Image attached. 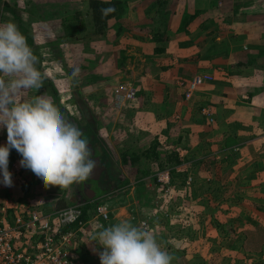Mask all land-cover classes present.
I'll list each match as a JSON object with an SVG mask.
<instances>
[{"label": "rangeland", "instance_id": "rangeland-1", "mask_svg": "<svg viewBox=\"0 0 264 264\" xmlns=\"http://www.w3.org/2000/svg\"><path fill=\"white\" fill-rule=\"evenodd\" d=\"M87 1L0 0V23L12 20L26 37V40L27 37L31 38L32 42L29 46L39 58L37 67L47 76L41 89L38 91L34 89L22 90L18 94V100L22 101L35 95L46 94L53 99L55 105L56 102L59 103L57 107L60 109L69 108L71 103L72 113L75 115L73 121L80 129L82 125L86 124V121L78 112L80 107L75 102L76 100L74 101V89L78 91L85 103L98 106L104 111L103 114L109 109L113 110L111 115L115 114L117 109L120 111L117 118L113 120L114 124L113 121L108 122V125H114L113 131L107 128L105 121L99 125L96 122L97 127L89 139L92 156L97 151V147L93 148V144L98 145L100 149L102 148L101 157L103 159L101 161L98 158L99 169L93 173L94 178L90 177L87 180L95 193L92 197H84L83 194L78 195V192L82 191L83 193L84 191L83 182L73 183V188L70 186L63 189L72 193L66 205L80 204L82 212L79 218L88 221L84 225V233H81L77 238L79 247L76 249L75 263L100 264L98 252L103 251V246L97 241H92V236L103 228L118 223L121 219H128L134 225H144L150 231L157 233L158 241L161 242L165 250L175 257L172 264H264V219L259 218L260 214L264 215V197L262 191L259 190L256 191L255 195L257 196L245 192V188L249 184L252 185L251 177L244 176V173L249 170V166L245 167L242 174H238V172H242L238 168L241 167L244 157L248 155L247 150L240 151L241 149L237 148V151H230L226 147L227 150L217 151L218 149L207 144L208 147L204 148L207 150L200 149V147L190 148L187 155H185L186 152L180 154L178 147L182 150L183 147L175 146V143L176 137L183 132L182 128L184 127L178 125L179 121L173 120L171 112L167 115L166 122L163 119L166 115L155 114L157 117L154 116V109L157 106L166 109L165 105L167 104L164 105L163 101H155L151 98L153 91L160 92L162 87L166 85L165 81L158 80L161 77L160 73L165 72L168 76L172 68L178 64H173V57L170 54V56L165 57L167 62H165L164 68L158 63L160 60L150 59V57L144 60L148 65L140 66L141 70L138 71L140 67L136 64L137 61H140L139 57L135 59V70H132L133 65H126L127 59L126 61L121 59L122 49L125 50L124 54L129 53V50L136 49L134 40L130 38L131 34L127 32L132 31L133 28L131 30L127 28L137 27L135 25L137 20L146 23L153 22L152 17L155 14L157 1L141 0L140 6H135L136 1L129 0L131 7L129 12L131 13L127 16L132 17L128 19L124 15L115 20L117 23H119L118 21L121 23L117 33H115L113 23H110L111 27L110 25L106 27V33L95 32L89 24L90 19L84 18L87 26L89 25L88 29L82 32L81 36L65 37L61 23L62 17L72 15L77 10L82 12V16L84 14L85 16L89 15L90 10ZM178 1H181L182 5ZM230 3L232 8H230ZM170 4L175 10L184 7L183 12H185L186 9H192L195 4L200 6L202 3H185L183 0H177ZM202 5L204 10L207 6L220 7L216 16H221L220 25L224 30L231 23L232 14H237V12L239 13L237 17L241 19L246 11H251L254 14L252 19L264 23V0H240L236 3L234 0H215L214 2L213 0H204ZM242 9L246 11H237ZM205 12L207 13H203L206 16L204 21L208 20V26L211 25L214 15H211L213 13L211 10ZM175 21L178 22V19ZM225 35L230 36L228 33ZM145 40L150 42V37ZM152 41L155 42L154 45L159 42L153 38ZM123 47L129 48V50ZM149 47L150 49L152 47L150 43ZM246 48L247 46H244L241 49ZM174 53H177L181 59V54L185 53V48L172 52V54ZM85 58H88V64L85 62ZM106 61L116 62L118 64L117 70L115 69L113 73L115 75L123 74L124 79L116 83H109L108 78H112V73L105 74V68L100 67L95 72L101 71L102 73H98L95 77L101 80L105 75V80L107 79L108 83L103 88L105 96L97 97V95H92L96 91L93 82L89 83L92 79L91 76L85 77V74L89 73L90 67L95 68L100 62H104L106 67ZM92 63L94 66H90ZM122 64L124 65L121 66ZM200 66L195 64L193 67L197 69ZM73 67L80 69L75 80L70 79ZM110 71L112 70L110 69ZM151 71L158 73L153 72L149 76ZM211 75V79L203 81L200 85L211 81L213 73ZM98 79L96 82L100 83L99 85L106 82H100ZM177 79H181V77ZM177 79L176 84H179ZM156 80L161 82L156 83ZM120 83L137 87L133 99L119 101L114 96L113 88ZM201 101L198 102L196 99L194 106L199 109L201 115H205L207 120L209 117L202 113V107L209 106L212 111V120L209 121L215 122L212 106L214 104L206 100ZM145 102L151 106L147 107L146 105L144 108ZM139 104H144L140 111L147 113L151 111V117L154 118L153 121H149L143 126H138L135 122L134 113L137 106H140ZM179 114L180 112H176L174 118H178ZM160 119L163 121V125L160 124ZM198 123L203 126L202 122ZM5 129L0 128V145L7 143ZM117 136L120 138L115 139ZM135 137L142 146H139L140 144L137 143ZM158 140L162 141L163 144H160ZM153 142L156 143L155 155L143 156V148H148ZM144 144L148 145L145 146ZM173 147L180 156H183H178L179 164L168 161L166 153L168 149H173ZM122 152L127 154L125 161L121 159ZM134 153H137L139 157L148 158V161H144L145 167L142 169H146L149 173L155 172L160 166V168L163 167L160 170L169 169V182L159 180L156 173L149 178H141L139 172L130 166L132 164L129 162L131 155H137ZM205 153H207V157L204 156ZM242 154L243 156H241ZM249 156H253L249 160L253 166L256 161H259L254 156L258 159L262 157L257 153ZM238 157H243V160L235 169L236 174L233 173L227 178L225 175L230 174L228 167L233 165L234 160H237ZM237 162L240 163V161ZM170 165L172 166L170 167ZM8 168L10 170L11 161ZM258 168L257 177L261 179V183H264L263 161ZM11 173L18 174L21 178L22 168L17 173ZM1 176L2 173H0V185H2ZM183 179H185L184 182ZM51 187L59 188V186H50L49 188ZM80 189L81 191H79ZM251 192L254 193V191ZM32 205L28 206L43 211H49L53 207L50 201L37 207ZM98 206L105 207L106 216L99 213ZM83 213L84 216H82ZM9 216L11 217V214ZM254 218L262 220L261 224H257ZM254 220L256 222H253Z\"/></svg>", "mask_w": 264, "mask_h": 264}, {"label": "crops", "instance_id": "crops-1", "mask_svg": "<svg viewBox=\"0 0 264 264\" xmlns=\"http://www.w3.org/2000/svg\"><path fill=\"white\" fill-rule=\"evenodd\" d=\"M128 1L129 0H127V2ZM135 1V6H140L139 3H141V0ZM165 1H167V7L171 9L169 24L166 32L167 37L163 40H157L159 42L154 45L155 42L152 41L151 38L152 33L151 31H148V29L151 30V26L149 25L150 22L146 23L137 20L135 24L137 27L133 26L127 28L128 30L133 28L132 31L127 32L131 34L130 38L134 40V47L136 49L130 51L129 48L123 47L124 49L129 50V53L124 54L125 50L122 49L121 59H124V61L127 59L126 65H133L132 70L136 69V65L138 67H142L144 64L148 65V63L144 60L145 58L150 57V59L155 58L160 60L158 63L164 68L165 62H167L165 57L172 55L173 64H178V66L172 68L168 76L165 72L160 73L161 77H159L158 80H161L162 82L165 81L166 85L162 87V91H153L151 94V98L155 99V101H163L162 103L164 105L166 103V109L164 107L159 108V106H157V108L154 109V116L166 115L163 117L165 120L164 122H166L168 118L167 115L171 112L173 120L179 121L178 125L184 127L182 128L183 132L176 137L177 141L175 146H182V152H186L185 155L188 154L190 148L200 147V149H204L207 144L218 149L217 151H223L226 149V147L227 149L229 148L230 151H237V148L241 149L240 151L247 150L248 155L244 157V160L243 157H238L237 160H234V164L228 167L230 174L228 173L225 176L229 178L231 174H236L237 171L235 169L241 164L243 160L241 167L238 168V170H242V172H238V174H242L245 171V167L249 166L250 168L246 173H244V176L247 178L249 176V178L251 177L252 179V185L249 184V186L245 188V192L251 193L253 196H257L255 194L256 191L259 190L262 191V196L264 197V183H261V179L257 177L259 172L258 167L262 161L264 163V23L252 19L254 14L251 13V11L242 9L237 10L240 12L246 11V14L244 13L243 17H241L242 20L237 17L239 16L238 12L237 14H232L231 23L227 26V29L224 30V28H222L220 25V20L222 19L221 16H216L217 11L220 9L218 6H207V8L204 10L202 8L204 0H183L185 3H202L200 6H196L195 4L192 9H186L185 12H183L184 7H182V9L175 10L170 4L177 0ZM214 1L215 0H213V2ZM239 1L240 0H234L235 3ZM178 3L182 5L181 1H178ZM229 5L230 8H232L231 3ZM128 6V9L118 18L123 17L124 15L128 19L132 17L127 16L131 13L129 12L131 8L129 2ZM207 10H211L213 12L211 15H214L211 25L208 26V20L204 21L206 16L203 14L207 13L205 12ZM82 17L90 19V13L89 15L87 14V16L84 14ZM177 19L178 22L175 21ZM223 20L225 19L223 18ZM118 22L119 23L115 21L113 23L115 31L121 27L120 21ZM225 33L230 34V36H226ZM148 37H150V42H148L149 40H145L146 38L148 39ZM203 38L204 41H202ZM209 38L211 39L209 40ZM149 43L152 45L151 49L149 47ZM166 44L167 46H165ZM244 46H247V48L242 50ZM184 48L185 53L181 54V59L177 56V53H174L175 56H173L174 54H172V52H177L178 49ZM137 57L140 58V61H137V64L135 65V59ZM85 59L83 62L85 61L87 63L88 58ZM106 63V67L104 62H100L95 68L90 67L88 70L90 74H85V77L91 76L92 79L89 81V83L91 84V82H93L94 89L96 91V93H92V95H97V97H101L100 95L105 96L103 88L108 83V81L109 83H116L123 81L124 79L122 77L123 74L115 75L113 73L115 69L117 70L116 66L118 64L116 62L110 63L109 61H106ZM195 64H199L201 66L197 69H194L193 66ZM123 65L124 64L121 66ZM90 66H94V63L90 64ZM102 66L105 68V74L112 73V78H108V81H106L107 79L105 80V75L102 78L103 80H99L95 77L98 73H102L101 71L95 72ZM141 67L138 69V71L141 70ZM110 69L112 71H110ZM198 71H208L213 73V79L200 85L190 98H185L183 94L184 87L183 85L176 84V79L181 77L187 80L188 77L190 78L193 73ZM153 72L158 73L157 71H151L149 76ZM96 79H98L100 82H106L99 85L100 83H97ZM161 81L156 80V83ZM159 85L161 86V83H159ZM73 94L75 98L74 101L76 100L75 102L80 107V109L77 108L78 112L81 113L84 121H86L85 125L90 122L93 126V129H96V122L97 125H99L102 121H105V123H107V128L110 131H113V120L116 119L120 113L119 109H117L113 115H111L113 110L110 109L107 110L105 114H103L104 111L98 108V106H92L88 102L85 103L77 90L74 89ZM196 99L198 102H202L201 100H206L214 104L212 106L214 110L215 122L211 123L205 118V115L202 114V116L200 114L199 109L194 106ZM56 103L59 104L58 102ZM144 104H139L140 106H137V110H135L134 113L135 122L138 124V126H143L154 119L151 117V111L147 110L148 113L140 111ZM70 105L69 108L64 107L63 109H59L68 120L74 122L73 120H75V115L72 113L73 107ZM146 105L147 107L151 106V104L146 103L144 108ZM176 112H180L178 118H174V114ZM121 117H123V115H121ZM161 119L159 122L163 125V121H161ZM110 121H113L112 125H108V122ZM198 122H202L203 126ZM5 132L7 134L6 129ZM118 138H120V136H117L115 139ZM138 139L136 138L137 143L140 144L139 146H142ZM158 141L160 144H163L161 143L162 141ZM144 145L146 146L148 144ZM146 148L147 147H144L143 149L145 150ZM98 152L100 155H95V153L93 154V157L94 159L98 157L99 160L102 161V148H99ZM170 152L176 154L175 156L177 157L180 156V154L175 150V147H173V149H168L167 153ZM254 153L261 155L262 160L254 156L255 159L259 161H256L255 165L253 166L252 163H249L250 158L253 156L249 155ZM121 155V159L125 161V158L127 157L126 152H122ZM204 156L207 157V153H205ZM241 156H243V154ZM15 160L20 163L21 156L14 157L13 159L9 160V163L10 161L13 162ZM144 161H148V158L134 157L129 161L132 163L130 166L134 167L135 171L139 172L141 178H149L158 170L163 169V167L160 168V166L158 170L153 173H149L146 169H143L146 170L143 171L142 167H145ZM237 161H240V163ZM147 165L149 166V164ZM125 166L127 167V165ZM171 166L172 165H170V167ZM11 174L13 182L12 186H6L3 184V182L1 183L2 185H0V203H10V205L13 207H10V211L12 209L15 210V207L18 208L21 205L33 204L32 206L37 207L38 205H43L45 202L47 203V201L52 203V208L60 207L66 205L67 200L72 196L70 191H64L60 187L45 188L40 178L30 169L25 167H22L21 176L23 178H20L18 174ZM234 180H236V178H234ZM85 183L89 185L87 181H85ZM71 187L73 188L72 185ZM261 187H263V189H261ZM79 191H81V189ZM251 191H254V193ZM81 194L82 191L78 192V195ZM259 218L264 219V215L260 214ZM254 219L257 222L255 220L253 222H256L259 225L261 224L262 220L256 218Z\"/></svg>", "mask_w": 264, "mask_h": 264}, {"label": "clouds", "instance_id": "clouds-1", "mask_svg": "<svg viewBox=\"0 0 264 264\" xmlns=\"http://www.w3.org/2000/svg\"><path fill=\"white\" fill-rule=\"evenodd\" d=\"M104 2L110 4V0ZM114 11V7L101 9L102 14ZM38 63L16 23H0V128L7 130V143L0 145L2 182L12 186L8 164L14 148L21 156L20 165L37 175L45 188L67 189L87 181L99 163L83 131L64 116L50 96L17 99L22 90L43 87L47 76ZM79 72L73 67L70 79H77ZM92 241L103 246L98 252L100 264H172L175 259L158 241L157 233L128 219L96 232Z\"/></svg>", "mask_w": 264, "mask_h": 264}, {"label": "built area", "instance_id": "built-area-1", "mask_svg": "<svg viewBox=\"0 0 264 264\" xmlns=\"http://www.w3.org/2000/svg\"><path fill=\"white\" fill-rule=\"evenodd\" d=\"M211 78V73L198 71L187 80L177 81L184 87V97L190 98L203 81ZM113 94L119 101H129L135 97L136 88L120 83L113 88ZM202 113L212 120L209 106H203ZM178 150L182 154V148ZM21 168L16 160L11 162V172L17 173ZM169 175V169L156 172L158 179L166 183ZM10 207L8 202L0 203V264H76L77 238L84 233V225L88 222L79 218L80 204L49 211L28 205L10 211ZM98 210L103 216L107 215L104 206H98Z\"/></svg>", "mask_w": 264, "mask_h": 264}, {"label": "trees", "instance_id": "trees-1", "mask_svg": "<svg viewBox=\"0 0 264 264\" xmlns=\"http://www.w3.org/2000/svg\"><path fill=\"white\" fill-rule=\"evenodd\" d=\"M88 6L90 10V26L95 32H102L106 33V27L109 26L110 23H114L115 20L121 16L127 9H128V2L127 0H110L109 3H105L104 0H88ZM167 1L165 0H158L155 6V14L153 15L152 19L153 22H150L149 25L151 26V30L148 31L152 33V38L157 40H163L167 37V28L169 24V17L171 9L167 7ZM109 7H114L115 11L102 14L101 9H107ZM86 19V18H85ZM82 17V12L79 10L75 11L74 14L69 15L67 17H62V28H63V35L65 37H75L81 36L82 32H85L88 29L87 23ZM113 19V20H111ZM119 29L115 31L117 33ZM32 42L30 37H27V43L30 45ZM81 130L84 133V136L89 140L91 134L93 133V126L89 122L87 125L81 127ZM93 148L97 147V152L95 155H100V151L98 152L99 148L98 145L93 144ZM96 149V148H95ZM156 143L153 142L148 148L143 151V156H150L155 155ZM16 155L20 156V154L13 148L10 150L9 160L16 157ZM173 152L167 153L168 161H173L176 163H180L179 158L175 156ZM134 157H139V155H131V159ZM134 161V160H133ZM143 170V169H142ZM146 171V170H143ZM94 178V177H93ZM155 178V177H154ZM185 179H183L184 182ZM83 187V184H82ZM111 188V187H110ZM83 194V193H82ZM84 197H87L83 194ZM84 212V211H83ZM85 213V212H84ZM82 214L84 216L85 214ZM79 247V246H78Z\"/></svg>", "mask_w": 264, "mask_h": 264}, {"label": "water", "instance_id": "water-1", "mask_svg": "<svg viewBox=\"0 0 264 264\" xmlns=\"http://www.w3.org/2000/svg\"><path fill=\"white\" fill-rule=\"evenodd\" d=\"M97 161H98V157L95 158ZM99 169V166L95 169L94 173ZM94 175V174H93ZM91 177H94V176H91ZM83 189H84V194L87 196V197H92V195L95 193V191L93 189H91L89 187V185L87 183H83Z\"/></svg>", "mask_w": 264, "mask_h": 264}]
</instances>
